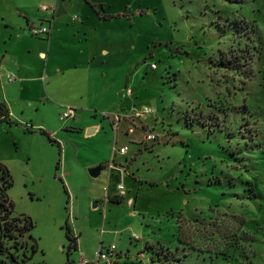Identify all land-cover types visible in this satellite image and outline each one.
<instances>
[{
	"label": "rangeland",
	"instance_id": "374dc122",
	"mask_svg": "<svg viewBox=\"0 0 264 264\" xmlns=\"http://www.w3.org/2000/svg\"><path fill=\"white\" fill-rule=\"evenodd\" d=\"M12 5L0 0V50L22 57L37 37L29 29L30 38L7 35L12 28L1 15L20 22ZM110 8L131 15L115 29L125 36L115 52L127 60L114 68L120 72L98 117L62 120L66 108L39 103V81L11 87L0 78V97H12L15 113L0 120L11 219L33 224L18 246L2 238L0 264L14 263L12 256L19 264H68L67 226L78 239L72 264L94 262L111 245L119 251L113 264H264V0H110ZM223 53L252 57L251 75L220 66ZM73 121L81 129L69 128ZM95 124L102 130L87 136ZM99 162L126 174L106 167L90 177ZM119 185L128 196L112 204L106 189ZM180 227L190 245L180 241ZM224 231L237 235V245L216 257L209 251L225 249ZM244 234L254 238L249 247L239 240ZM151 246L162 260L151 262Z\"/></svg>",
	"mask_w": 264,
	"mask_h": 264
},
{
	"label": "crops",
	"instance_id": "0c3cea01",
	"mask_svg": "<svg viewBox=\"0 0 264 264\" xmlns=\"http://www.w3.org/2000/svg\"><path fill=\"white\" fill-rule=\"evenodd\" d=\"M12 3L11 16L20 22L14 24L8 16L1 15L5 29L12 28L7 33L12 40L13 36L30 38L27 30L31 23L51 28V34L46 39H32L34 41L22 52V57L10 47L0 50V78L6 77L9 84H12L11 87L18 79L21 83L39 81L43 85L42 100L39 103H49L55 109L72 107L76 109L77 115L89 112L96 113L95 117H98L99 104L110 102V80L114 81L120 72L114 68L127 60L121 53L115 52L124 47L125 37L115 29L118 20L130 19L128 8L111 10L110 0H12ZM44 5L51 7L52 11H42L40 7ZM36 60L41 64L39 69L34 67L33 62ZM135 65L134 69L137 71L139 63ZM113 76L114 79H111ZM129 81L127 78L123 89H128ZM19 90L24 89L20 86ZM119 94L121 96L122 90ZM11 99L7 92L0 97L10 118L15 115ZM103 114H108L107 119H111L110 109ZM80 127L78 121L69 124L71 129H81ZM102 128L95 124L88 126L86 130H93L91 135H95ZM126 154L127 152L120 155L123 157ZM117 159L121 160L118 156ZM99 163H108L106 167L110 170L109 162ZM130 167L131 165L127 166L128 169ZM121 169L112 168L110 173L120 176L125 173V169L120 171ZM102 173L103 170L100 175ZM108 194L118 197L120 191L109 192L107 188L105 196ZM127 196L125 191L120 198L124 202ZM95 204L99 206L98 203Z\"/></svg>",
	"mask_w": 264,
	"mask_h": 264
},
{
	"label": "trees",
	"instance_id": "16d2710c",
	"mask_svg": "<svg viewBox=\"0 0 264 264\" xmlns=\"http://www.w3.org/2000/svg\"><path fill=\"white\" fill-rule=\"evenodd\" d=\"M109 18H113V16H108ZM106 17V18H108ZM252 60V57H243V56H236L233 55L232 57L229 55V53H223V58L221 59L220 66L226 67L227 70H234V71H244V73H248L251 75L252 68L250 65V62ZM251 77V76H250ZM0 120L1 121H9V112L7 107L0 102ZM187 125H191L194 121H190V119H186ZM203 124V123H202ZM206 124L204 123V126ZM42 133L46 134L42 131ZM48 135V134H46ZM49 136V135H48ZM53 142V141H52ZM108 163L101 164L102 168H106ZM13 186L12 176L7 169V167L0 162V249L2 251L6 250L7 248L2 242V238L6 237L11 240L16 241V246H18L20 243L17 241L18 237H22L27 231H29L33 224L29 218H14L11 219L12 214V207L13 203L9 200L8 197V190ZM152 186H156V184H153ZM111 202L114 204H120L123 202L122 198L115 197L111 199ZM244 224V223H243ZM67 228L66 236L69 241V247L67 251V257H68V264H72V262L69 260V256L71 255L72 251L78 250V239L76 236H74L71 232V229L69 226ZM225 233L222 235V240L225 242H228L225 246V249L223 251H219L218 249H211L209 252L212 254H215L216 257L218 256H228V253L231 249H235L237 245L238 239H236V234ZM180 241H182L185 244L190 245V241L188 238L184 235L183 229L180 227V233H179ZM239 240H244V242L248 243V247L250 245V241L254 240L253 237H250V235H242ZM152 250V257L151 262L155 263L156 261L162 260L159 253L157 252L156 248L154 246L148 247ZM193 248V247H192ZM196 250L195 248H193ZM200 251V250H199ZM204 251V250H201ZM156 255V256H155ZM12 259L17 262L14 256H12ZM19 264V263H16Z\"/></svg>",
	"mask_w": 264,
	"mask_h": 264
},
{
	"label": "built area",
	"instance_id": "2783aa9c",
	"mask_svg": "<svg viewBox=\"0 0 264 264\" xmlns=\"http://www.w3.org/2000/svg\"><path fill=\"white\" fill-rule=\"evenodd\" d=\"M40 9L42 11H52L51 7L48 6H41ZM29 31L31 32L32 36L37 37V38H48L51 34V28L49 27H44V26H40L37 25L36 23H32L29 26ZM151 70H156L157 66L155 63L151 64ZM11 81H13V79H11ZM152 111L148 108H145L142 114H150ZM77 116L76 114V109L72 108V107H66L64 113L61 116L62 120H71V119H75ZM148 140H154V136H148ZM127 152V148H123L118 150V153L120 154H125ZM108 167L110 169L113 168V164L110 163V165H108ZM118 190L120 191V196H124L125 194V189L122 185L118 186ZM118 257H119V251L117 250L116 245H111L110 247L106 248V250L104 251L103 248H101V250L98 252L97 254V258L96 261L91 262L89 260L84 259L83 263L84 264H113L115 262L118 261Z\"/></svg>",
	"mask_w": 264,
	"mask_h": 264
},
{
	"label": "water",
	"instance_id": "95a60500",
	"mask_svg": "<svg viewBox=\"0 0 264 264\" xmlns=\"http://www.w3.org/2000/svg\"><path fill=\"white\" fill-rule=\"evenodd\" d=\"M93 132H94L93 130L88 131V132H87V135H91ZM102 170H103L102 166H98V167L91 168V169L89 170V175H90V177H92V178H98V177L100 176ZM93 207L96 208L97 205L94 204Z\"/></svg>",
	"mask_w": 264,
	"mask_h": 264
},
{
	"label": "flooded vegetation",
	"instance_id": "af4514ba",
	"mask_svg": "<svg viewBox=\"0 0 264 264\" xmlns=\"http://www.w3.org/2000/svg\"><path fill=\"white\" fill-rule=\"evenodd\" d=\"M16 263H18V262H15V261H14V263H12V264H16Z\"/></svg>",
	"mask_w": 264,
	"mask_h": 264
}]
</instances>
